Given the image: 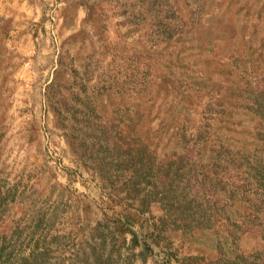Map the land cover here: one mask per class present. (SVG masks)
<instances>
[{
	"label": "rangeland",
	"instance_id": "374dc122",
	"mask_svg": "<svg viewBox=\"0 0 264 264\" xmlns=\"http://www.w3.org/2000/svg\"><path fill=\"white\" fill-rule=\"evenodd\" d=\"M0 264H264V0H0Z\"/></svg>",
	"mask_w": 264,
	"mask_h": 264
}]
</instances>
